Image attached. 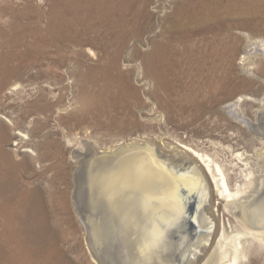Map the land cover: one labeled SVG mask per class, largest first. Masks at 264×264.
<instances>
[{"label": "rangeland", "instance_id": "rangeland-1", "mask_svg": "<svg viewBox=\"0 0 264 264\" xmlns=\"http://www.w3.org/2000/svg\"><path fill=\"white\" fill-rule=\"evenodd\" d=\"M53 2L0 0L1 33L14 39L19 31L13 28L25 27L20 36L26 44L13 51L7 40L0 39L1 179L15 200L19 194L26 211L36 212L37 229L27 239L31 247L55 263L95 264L80 216L94 221L97 214L87 202L80 204L77 195L78 180L84 183L81 162L90 148L103 152L130 140L150 139L159 150L170 146L179 151L184 145L219 163L232 186L244 180L240 171L246 169L237 154L245 153L254 162L263 141L233 119L225 104L251 97L240 110L256 120L264 96V58L251 63L253 74L239 66L247 39L264 41V6L239 0L233 13L220 10L212 21L195 27L180 9L195 0H94L103 10L114 8L110 19L121 18L124 38L117 30L83 33L77 28L74 32L83 40L78 45L48 44L39 61L16 58L15 53L32 48L34 28L50 36L46 27ZM116 2L125 8L117 9ZM97 11L95 7L89 14ZM207 27L220 30L195 33ZM157 45L166 48L159 51L164 60L160 68L156 59L147 58ZM200 54L208 55L206 66L213 64L214 54L224 58L228 74L224 87L205 85L197 72ZM16 68L19 73L13 72ZM155 70L162 71V86L157 85ZM259 122L264 133V120ZM213 206L217 211L218 202ZM216 214L219 230L244 236L246 255L238 264H264V239L246 234L232 216ZM17 236L26 237L22 225L17 226Z\"/></svg>", "mask_w": 264, "mask_h": 264}, {"label": "bare ground", "instance_id": "bare-ground-1", "mask_svg": "<svg viewBox=\"0 0 264 264\" xmlns=\"http://www.w3.org/2000/svg\"><path fill=\"white\" fill-rule=\"evenodd\" d=\"M239 5V0H195L189 6L179 4L184 10L182 16L195 27L212 21L220 10L226 14L233 13ZM254 5L264 6V0H255ZM95 7L97 13L90 15ZM115 7L125 8L119 2ZM112 12L115 13L114 8L103 10L94 0H54L46 27L50 36L44 37L40 27L34 28L29 31L34 37L32 48L28 52L19 51L14 56L19 59L31 56L39 61L42 49L48 44L55 43L58 47L64 43L78 45L83 40H79V32H74L77 28H81L83 33L96 30L109 34L117 30L124 38L126 28L121 18L110 19ZM82 14L89 17H81ZM21 29L25 30V27L13 28L19 31L14 39L0 31V39L7 40L13 51L26 46L23 36H20ZM217 30L220 29L207 27L197 29L195 33ZM164 48L165 45H157L156 50L147 56L148 59H156V68L164 63L159 54ZM86 51L95 57L91 49ZM259 57L264 58V41L248 38L239 67L250 73L251 63ZM211 58L213 64L206 66L208 55H198L197 72L205 85L224 87L228 80L227 68L222 66L224 58L219 54ZM13 72L19 73V69ZM161 73L155 70L158 86L163 85ZM245 100L252 101V98L239 97L225 104L226 111L263 142L254 162L245 153L237 154L246 173L240 171L244 180L234 186L219 163L184 145L179 151L170 150V146L162 151L150 139L143 142L130 140L124 146L117 145L103 152L90 148V153L81 162L79 174L84 183L78 180L77 195L80 204H90L97 214L94 221L79 215L89 229L88 242L95 264H100L99 261L102 264H199L206 256L203 264H238L246 255L242 246L244 236L239 232L228 234L226 229L219 230L216 212L222 217L232 216L246 234L264 239V133L258 125L264 120L260 118L264 114V96L258 102L261 105L255 112L256 120L241 113L240 104ZM79 152L76 149L77 155ZM0 180V264H61L52 262L36 246H30L27 239L37 229L36 212L25 210L19 194L15 200L14 193H7L1 172ZM85 182L89 185L87 190L84 189ZM214 201L218 202L217 211ZM190 220L196 225L195 230L200 231L192 238H188L185 232L189 229L186 225ZM18 225L25 228L27 238H18ZM210 229H214V233ZM209 230L213 233L212 238L208 236Z\"/></svg>", "mask_w": 264, "mask_h": 264}, {"label": "water", "instance_id": "water-1", "mask_svg": "<svg viewBox=\"0 0 264 264\" xmlns=\"http://www.w3.org/2000/svg\"><path fill=\"white\" fill-rule=\"evenodd\" d=\"M82 221V220H81ZM190 223L188 224V225H186V226H188L189 227V229L188 230H185V232H186V234H188V238H192V237H194L195 235H196V233L199 231V230H195L196 229V225L190 220L189 221ZM82 223H83V226L85 227V230H86V232L87 233H89V229H88V227H87V224L86 223H84V221H82ZM200 232V231H199ZM89 235V234H88ZM88 239H90V238H88ZM98 259V258H97ZM99 263L100 264H102L101 263V261H99Z\"/></svg>", "mask_w": 264, "mask_h": 264}, {"label": "flooded vegetation", "instance_id": "flooded-vegetation-1", "mask_svg": "<svg viewBox=\"0 0 264 264\" xmlns=\"http://www.w3.org/2000/svg\"><path fill=\"white\" fill-rule=\"evenodd\" d=\"M211 231L213 230V233H214V229H210ZM209 230V232H208V236L210 235L211 236V238H212V236H213V233L211 234V231ZM199 256H201V255H199ZM199 256H197V258L199 257Z\"/></svg>", "mask_w": 264, "mask_h": 264}]
</instances>
